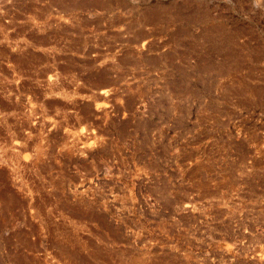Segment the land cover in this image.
Returning <instances> with one entry per match:
<instances>
[{"label":"clouds","instance_id":"9594fccd","mask_svg":"<svg viewBox=\"0 0 264 264\" xmlns=\"http://www.w3.org/2000/svg\"><path fill=\"white\" fill-rule=\"evenodd\" d=\"M142 13L0 0L12 264H264V72L201 64ZM101 70L112 83L86 79Z\"/></svg>","mask_w":264,"mask_h":264},{"label":"rangeland","instance_id":"374dc122","mask_svg":"<svg viewBox=\"0 0 264 264\" xmlns=\"http://www.w3.org/2000/svg\"><path fill=\"white\" fill-rule=\"evenodd\" d=\"M142 8V18L157 27V34L164 31L161 25L174 28L166 33V43L182 44L185 54L195 55L199 63L220 61L264 72L260 67L264 64V14L253 9L249 0H142ZM86 79L101 85L112 83L106 70L91 72ZM256 91L264 94V88ZM134 103V98H129L130 110H134ZM127 127V123L122 125L121 131L126 132ZM14 243V234L0 222V264H12ZM4 247L8 255L3 254ZM19 264H23L22 258Z\"/></svg>","mask_w":264,"mask_h":264}]
</instances>
